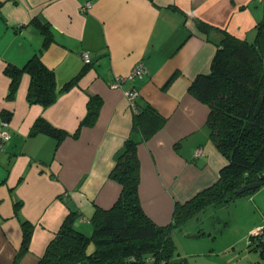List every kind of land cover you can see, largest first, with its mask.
<instances>
[{
    "label": "crops",
    "instance_id": "0c3cea01",
    "mask_svg": "<svg viewBox=\"0 0 264 264\" xmlns=\"http://www.w3.org/2000/svg\"><path fill=\"white\" fill-rule=\"evenodd\" d=\"M0 1V126L11 133L0 145V264H40L71 210L79 212L75 228L91 235L96 209L117 201L121 185L110 171L125 140L142 137L133 130L129 89L138 90L142 104L148 101L167 118L137 147L146 214L166 224L176 202L217 180L227 159L209 136V107L189 86L198 74L210 71L220 34L201 31L194 15L247 37L243 28L256 17L240 7L247 0ZM36 18L52 31L41 59L55 71L59 87L88 66L49 106L28 100L29 73L21 75L10 94L11 78L5 71L8 63L22 65L39 52L44 34L32 21ZM83 51H89L91 65ZM139 61L145 74L111 86L129 76ZM90 94L102 97L99 115L94 125L80 126ZM7 111L11 116L5 121L1 113ZM40 116L66 131L58 144L49 134H30ZM198 147L200 155L195 154ZM24 220L32 224V236L16 261ZM93 249L91 242L87 250Z\"/></svg>",
    "mask_w": 264,
    "mask_h": 264
},
{
    "label": "trees",
    "instance_id": "16d2710c",
    "mask_svg": "<svg viewBox=\"0 0 264 264\" xmlns=\"http://www.w3.org/2000/svg\"><path fill=\"white\" fill-rule=\"evenodd\" d=\"M194 18L198 28L207 35L220 34L210 71L198 74L189 86L190 93L209 107V136L227 159L217 180L188 200L176 202L172 219L166 224H158L146 214L140 197L141 163L137 147L140 140H147L160 130L167 118L148 101L142 104L137 95L133 130L142 137L139 140L130 135L125 140L110 171V177L121 185L119 198L110 208L96 209L91 218L94 224L91 235L75 228L79 212L71 210L49 242L40 264H188L186 257L173 259L175 231L183 229L189 219L206 209L233 201L241 194L237 193L240 187L257 181L264 184V16L254 26L253 40L195 15ZM32 21L44 34L39 52L22 65L8 63L5 71L11 78L10 94L16 91L21 75L29 73L28 100L49 106L61 91L69 89L86 73L88 66L59 87L55 71L41 59L43 49L53 38L52 31L39 19ZM101 105L102 97L90 94L87 114L80 126L94 125ZM1 114L5 121L11 116L8 111ZM40 132L52 136L57 144L66 135L64 129L54 126L43 116L35 120L30 134ZM22 225L23 240L16 261L28 250L33 230L28 221L24 220ZM91 242H94V249L88 252ZM249 245L264 256V233L251 234Z\"/></svg>",
    "mask_w": 264,
    "mask_h": 264
},
{
    "label": "rangeland",
    "instance_id": "374dc122",
    "mask_svg": "<svg viewBox=\"0 0 264 264\" xmlns=\"http://www.w3.org/2000/svg\"><path fill=\"white\" fill-rule=\"evenodd\" d=\"M240 7L256 15L242 31L248 40H253L255 23L264 16V0H247ZM197 149L202 151L200 147ZM263 223L264 184H261L231 202L210 207L189 219L173 235V259L186 257L188 264H264L261 251L249 245L251 234L255 236V229L264 228Z\"/></svg>",
    "mask_w": 264,
    "mask_h": 264
},
{
    "label": "built area",
    "instance_id": "2783aa9c",
    "mask_svg": "<svg viewBox=\"0 0 264 264\" xmlns=\"http://www.w3.org/2000/svg\"><path fill=\"white\" fill-rule=\"evenodd\" d=\"M85 6H89V2H86V5H84V7ZM82 56H83V59L86 63L91 62V56H90L89 51H83ZM146 72H147L146 66L143 63H138L136 65V67L133 68L132 73H130V75L128 77L139 76V75L142 76ZM121 81H123V78H117L116 81L112 82L111 86L113 88H118L121 85ZM126 95L129 99L130 106L134 110H137L136 106H135V98L138 95V91L135 89L127 90ZM10 137H11V133L7 129H5L3 126H0V145L2 147H3V143L8 141L10 139ZM195 154L200 155L201 151H198V149H196ZM263 233H264V228H259L255 231L254 234L255 235H261Z\"/></svg>",
    "mask_w": 264,
    "mask_h": 264
},
{
    "label": "water",
    "instance_id": "95a60500",
    "mask_svg": "<svg viewBox=\"0 0 264 264\" xmlns=\"http://www.w3.org/2000/svg\"><path fill=\"white\" fill-rule=\"evenodd\" d=\"M258 186H260V182H259V181H257V182H252V183H249V184L244 185V186L240 187L239 189H237V193H243V192H245L246 190L255 189V188H257Z\"/></svg>",
    "mask_w": 264,
    "mask_h": 264
}]
</instances>
